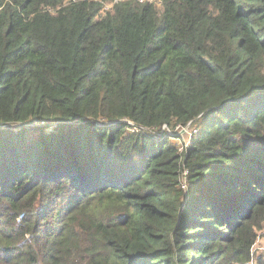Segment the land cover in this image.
Listing matches in <instances>:
<instances>
[{
    "label": "trees",
    "instance_id": "obj_1",
    "mask_svg": "<svg viewBox=\"0 0 264 264\" xmlns=\"http://www.w3.org/2000/svg\"><path fill=\"white\" fill-rule=\"evenodd\" d=\"M263 220L264 0H0V264H255Z\"/></svg>",
    "mask_w": 264,
    "mask_h": 264
},
{
    "label": "rangeland",
    "instance_id": "obj_2",
    "mask_svg": "<svg viewBox=\"0 0 264 264\" xmlns=\"http://www.w3.org/2000/svg\"><path fill=\"white\" fill-rule=\"evenodd\" d=\"M110 5L111 4L108 3L107 7H109ZM191 127L193 128V126ZM192 128L184 130L185 136L183 140L176 139L177 141L176 143L180 147L185 146L186 143L190 142L189 138ZM256 232H257V241L255 242L252 248V254H253L252 261L255 262V264H258L257 257L264 254V220L262 221L261 226H258L256 228Z\"/></svg>",
    "mask_w": 264,
    "mask_h": 264
},
{
    "label": "built area",
    "instance_id": "obj_3",
    "mask_svg": "<svg viewBox=\"0 0 264 264\" xmlns=\"http://www.w3.org/2000/svg\"><path fill=\"white\" fill-rule=\"evenodd\" d=\"M191 126H192L191 123H188L187 125H184V124L179 123V124L176 126V129H177L180 133H182L183 136H185V132H184V130H185V129H190V128H192ZM194 130H195V128L193 127L192 130H191V132H190V138H191V134L193 133ZM190 138H189V140H190ZM187 144H189V143H186V145H187ZM180 148H183V146L180 147ZM186 174H187V170L184 171V176H183V179H182V185H183L184 187L187 186V184H186V178H185V175H186Z\"/></svg>",
    "mask_w": 264,
    "mask_h": 264
}]
</instances>
